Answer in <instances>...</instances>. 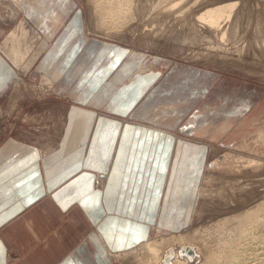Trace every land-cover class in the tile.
<instances>
[{"label":"crops","instance_id":"obj_1","mask_svg":"<svg viewBox=\"0 0 264 264\" xmlns=\"http://www.w3.org/2000/svg\"><path fill=\"white\" fill-rule=\"evenodd\" d=\"M15 2L30 24L21 18L7 42L19 50L15 34L37 32L35 51L14 54L54 77L60 126L0 145V264H117L110 257L150 235L187 228L205 133L227 134L253 95L232 100L212 70L88 33L77 0ZM2 52L0 90L18 78Z\"/></svg>","mask_w":264,"mask_h":264},{"label":"rangeland","instance_id":"obj_2","mask_svg":"<svg viewBox=\"0 0 264 264\" xmlns=\"http://www.w3.org/2000/svg\"><path fill=\"white\" fill-rule=\"evenodd\" d=\"M131 1L132 3L129 4V6L134 18L127 24L122 23V26L120 27L121 29L118 30H114L113 28L105 29L103 28V23H98V20L101 18H98L95 13L92 0H77V4L82 9L85 27L87 28L88 33L110 39L131 49L140 50L150 54L155 53L164 55L175 61L189 63L207 70H212L220 77L219 80L222 82V90L225 97L228 96V98H232V100L234 98V100L240 102L242 97L245 99L248 98L247 95H249V91L251 93L250 95H253V97L251 96L252 98L248 99L249 102H253L252 105L257 103L258 100L262 103H260L261 105L259 104V106L257 105L254 109L252 108L253 110L251 109L252 111L250 110L251 113L249 114L247 113L249 112L248 109L250 106L247 107V115L243 116L244 118L241 121H235V126L230 130L228 129L227 136L225 133L222 134L225 129H222L221 132L212 130L205 133L207 136L203 139L209 144L207 163L202 174V177H205L201 179V183L199 184V189L195 196L196 201L192 219L185 230L189 231L193 228H200L212 222H217L220 217L229 216L238 211L242 205V200L240 202L237 200L238 202L236 203L234 199L244 192V190H240L244 189V185H247V187L252 185L256 188V192L259 193L254 195V198L260 194H264V153L252 149H241L240 146L236 145L240 140V136L244 140L254 131L259 129L264 131V54L261 51H258L257 48H259V46L257 47V44L251 40L253 29L255 28L254 22H257L256 14L258 13V8H262L264 5L258 7L257 0H239L240 3L238 6L241 9V15L243 18L242 22L236 26L233 36L231 33L229 34V39L225 42L219 41L220 43H214V41L211 42L209 41L210 39L208 40L206 37H203L201 40L196 38L195 41H190L191 32L188 33L190 36L188 34L187 36H183L187 33L186 29L188 25L183 23L181 17L182 15L187 14V10L178 16V13L173 12L177 10L175 8L167 13L166 11H163V7L161 8L162 4L153 6L154 0ZM184 3H186L185 0ZM8 4L12 5L11 0H0V25L2 28V30H0V52L2 55L4 47L13 53L19 51L14 49L10 43L7 42V39L11 41V36L8 34L10 31L16 29L18 22L21 28H25L21 18H23V21L29 23L25 17H19L18 13L12 15ZM14 6L15 5H13V7ZM104 10H106V8ZM189 14L192 13L190 12ZM247 14H251V16L247 17ZM154 15H156V17H154ZM189 17L192 22L193 20L191 18L193 17ZM108 19V16L105 17L106 22ZM11 20L13 22L6 26L5 23L10 22ZM149 22L152 24L150 25ZM160 26H162V32L165 36L161 32ZM180 26H182V28L184 27L185 31L184 29L182 30ZM181 30L186 33L182 32L184 34H180ZM189 30L191 29L188 28V32ZM177 31L178 34L176 33ZM18 34H20L22 38L25 35L22 31H19ZM182 36L185 39L181 38ZM174 37L176 39H174ZM186 37H188V39H186ZM180 42L181 45H179ZM213 52L215 54H213ZM25 64L27 65L28 62H25ZM42 71L43 70H41V72L37 71L30 74L27 72L22 78H17V75L14 74L13 80L0 90V145L10 136L25 139L27 141H35L36 136L39 135V129L43 130L46 128L47 131L49 130L53 134H56L58 131L60 126L58 116L60 101H54V99L49 97V94H52L55 89H50L46 83H43L44 85L40 84L38 75L42 73ZM235 89H238L236 94L233 92L231 93V91ZM241 90H244L245 92L240 94ZM238 91L240 95H238ZM237 96L238 98L236 99ZM220 123L221 122L217 123L216 126ZM200 134L204 135V133ZM216 134L218 136L217 138L212 136ZM254 148H259L260 151L263 149V145H254ZM225 153H231V155L242 154L244 156H253L261 158V161L259 165L246 164V162L243 161L242 164L241 160L236 161V156H232L234 159L230 156L229 159L224 160V164L221 167H212V161L216 158H222ZM232 165L233 167H231ZM236 176L239 179L236 178ZM241 178L243 180H241ZM96 183L99 185L102 183V177L98 172L96 175ZM234 188L236 189L234 190ZM236 190L242 192L239 191L240 193L236 196L238 193ZM244 200L247 202L248 198L245 197ZM185 230L177 232H185ZM166 232L168 231H161L160 234ZM202 232L203 231L200 232L201 235ZM213 233L216 236L217 230ZM160 234L154 233L149 237L153 235L158 236ZM103 246L101 240L97 242L96 252H99L101 248V257L104 253ZM186 246L193 248L192 245L184 243L169 246L164 251L162 260L159 264H172L171 259L167 262L165 257L169 256L172 258L174 250L176 249L178 254L180 256H186L190 263L198 264L200 259H202L200 254L195 251L190 253ZM105 254L108 256L106 250ZM114 257L115 258H110L117 264H138L134 257L129 255L125 259L117 257L116 254ZM102 259H105V257Z\"/></svg>","mask_w":264,"mask_h":264},{"label":"bare ground","instance_id":"obj_3","mask_svg":"<svg viewBox=\"0 0 264 264\" xmlns=\"http://www.w3.org/2000/svg\"><path fill=\"white\" fill-rule=\"evenodd\" d=\"M11 2L17 7L15 0ZM185 2L186 3H184V0H154L153 6L162 4L161 8L163 7V11H166L167 13L175 8L177 10L173 12L178 13V16H180L182 12L187 10V14H184L181 17L183 23H185V25H188L186 29L187 33L184 32V27L182 28V26H180L182 30L184 29V31H180V34L184 32L186 33V35L184 33H182V35L184 34L183 36H187V34L191 32V36L188 34L191 38L190 41H195L196 38L201 40L203 39V37H206L208 40L210 39L209 41H214V43H218L219 41L225 42L227 39H229V34L232 33L233 36V33L236 30V26L239 25L243 20L241 9L238 6V4L240 3L239 0H185ZM131 3V0H92L94 11L97 14L98 18H101L98 20V23H103V28L105 29L113 28L114 30L121 29L120 27L122 26V23L127 24L131 19L134 18L132 10L129 6V4ZM257 5L258 7L260 5L263 6L264 0H257ZM8 6L11 9L12 15H16L18 13V10L15 7L10 4H8ZM105 8L106 10H104ZM263 9L264 7L258 8V13L256 14L257 22H254L255 28L253 29L251 40L257 44V47L259 46V48H257L258 51H261L264 54ZM190 12L192 14H189ZM107 16L109 17V19L106 22L105 17ZM189 16L193 17L191 18L193 20L192 22L190 21ZM246 16L249 17L251 16V14H247ZM154 17H156V15H154ZM149 23L150 25L152 24L151 22ZM160 27V30L162 32V26ZM188 28H190L192 31L189 30L188 32ZM176 33L178 34V31ZM183 36L181 38L185 39ZM36 37L37 32L35 30L27 28L26 35L23 38L20 34H15L13 43L16 46H19L18 52L22 55V53H28L30 50L35 51L36 47L33 41L36 39ZM174 39L176 38L174 37ZM186 39H188V37H186ZM179 45H181V42ZM213 54L215 53L213 52ZM7 58L12 62L14 66L17 67L18 78H22L24 74H27V72L28 74L33 73L29 72V68H27V66L25 67V63L16 54L8 53ZM38 77L40 84L47 83V85L50 86V89H52L55 85L54 77L48 73H40ZM260 103V101L257 102L253 106V109L257 107V105L259 106ZM251 111H249L248 114L251 113ZM243 118L244 117H242V119ZM260 144L263 145L262 150L259 151V148H254V145ZM236 145L240 146L241 149H252L257 152L264 153V131L261 129L254 131L250 133L249 136L244 140L240 136V140ZM230 156L231 158L236 156V161L241 160V163L243 161L246 162V164L259 165L261 161V158L253 156H244L242 154L231 155V153H225L222 158H216L212 161V167H221L224 164V160L229 159ZM49 160L50 158L46 156V159L45 161H43V163L47 164ZM231 167H233V165ZM236 178L238 177L236 176ZM241 180L243 179L241 178ZM251 186L252 185H250V187H247V185H244V189L237 188L240 190H244V192L239 190L240 192H242V194L238 195L240 192L236 190L238 192L236 196H238L234 199V201L237 203L238 201L240 202L242 200V205L241 207L239 206L240 208L238 209V211L230 214L229 216L220 217L218 218L217 222H212L200 228H193L189 231H186L184 228L183 230H185V232L168 231L164 234H160L159 232L158 234L160 235H153L145 241L141 242L136 247L130 248L123 253L121 252L116 254L117 257H122L125 259L129 255L131 257H134L135 261H137L138 264H159L162 260L163 253L166 248L172 245H180L184 243L192 245L193 248L191 249L200 254L202 259H200L198 264H264V194H260L259 196H256V198H254V195L258 194L259 192H256V188H254L253 186L252 188ZM235 189L236 188H234V190ZM245 197L248 198L247 202L246 200H244ZM232 200L231 202L233 203ZM215 230H217L216 236L213 233ZM201 231H203L202 235L200 234ZM186 247L189 248V246ZM170 259L172 264H192L186 256H180L177 249L174 250L173 256Z\"/></svg>","mask_w":264,"mask_h":264},{"label":"water","instance_id":"obj_4","mask_svg":"<svg viewBox=\"0 0 264 264\" xmlns=\"http://www.w3.org/2000/svg\"><path fill=\"white\" fill-rule=\"evenodd\" d=\"M188 251H189L190 253H193V250H192L191 248H188ZM165 259H166L167 262L170 261V257H169V256H166Z\"/></svg>","mask_w":264,"mask_h":264}]
</instances>
